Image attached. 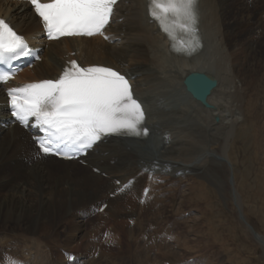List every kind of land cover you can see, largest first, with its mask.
<instances>
[{"label":"bare ground","instance_id":"1","mask_svg":"<svg viewBox=\"0 0 264 264\" xmlns=\"http://www.w3.org/2000/svg\"><path fill=\"white\" fill-rule=\"evenodd\" d=\"M226 3L225 0L197 1L198 42L201 46L196 53L190 55L171 50L168 36L147 17V0H125L121 3L117 17H122V22H118L113 31L117 32L122 40L111 44L113 46L105 45L101 50H95L90 47L89 41L74 43L84 49L78 53L80 57H85L86 62L89 60L95 64H111L122 69L126 61L130 62L133 66L131 72L135 76V94L142 99L148 111V127L153 130L150 137H153V141L162 136L166 138L155 147L148 145L149 139H126L118 136L110 137L99 145L97 151L89 156L91 162L111 175H118L122 181L131 180L137 185L134 187L135 191L117 193L112 197L110 194L113 191L108 192L109 189L115 188L111 181L109 183L105 180L106 185L102 190L99 185L100 176L92 170L88 171L86 167L71 161L67 164V169L61 171L57 167H63L64 164L57 161L49 165L45 161L49 158H39L36 150L31 147L32 141L29 139L30 148L20 136L21 133L26 135L21 128L16 127L13 131L5 132L6 134L0 131V252L4 248H12L14 251L11 256L18 258L17 260L22 259L24 264H56L55 249L59 246L56 245V240L48 241L47 237L52 239L50 231L53 233L64 226L71 232L67 234L65 230V246L62 250L83 249L82 252L87 255L93 251L92 256L101 252L100 258L93 259L92 264H102L104 258L113 253L110 247L119 242V236L122 238L121 252L127 251L131 256L129 264H159L162 259V264H192L186 262L189 257L209 264L204 259L206 254L202 249L209 250L215 244L211 241L209 245L204 242V238L196 235V229L193 227L195 224L191 225L188 221L192 217L181 220L184 217L180 215L179 208L175 207L177 203L180 205L179 191L175 190L177 185L182 183V189L186 188L184 192L189 193L184 197V202L190 204L187 207L194 212V205L197 206L200 217L204 216L206 219L210 195H202L200 188L196 193L199 183L197 180L200 181L197 177L199 172L203 171L206 161L211 159L216 162V157L220 156L224 158L226 164L223 165L226 166L228 174L231 171L234 174L229 167L234 164L225 154V144L223 153L212 149L213 142H216L214 131L225 127L227 132L224 139L228 145L227 138L236 128V123L241 121V117H248L249 113L244 109L240 110L229 98L239 92L236 89L234 94L233 83L237 79L235 74L243 71L248 77L257 79L253 70L257 56L254 47L247 43L232 42L230 34L224 31V23H227L224 19ZM251 3H254V0H251ZM251 3L248 0L247 4ZM5 5L12 7V10L16 8L14 12L11 10V13L5 14L11 15L19 29L26 30L29 23L36 26L35 20L30 19L32 15L27 7L19 9L18 3L13 5L0 2V13H4L1 11ZM251 19L257 21L260 18L252 13ZM259 27L258 33L263 32L264 25ZM54 64L57 66L58 62L55 60ZM258 65H262V62ZM126 69L128 70V67ZM192 70H201L218 78V84L208 98L215 108L202 107L184 92L183 77ZM255 80L251 81L250 85H254ZM161 85L167 89H159L163 87ZM240 85L242 83H236V86ZM172 88L174 90H171ZM175 96L180 97V100L181 96L187 97L189 102L179 103ZM248 104L247 100L246 105L249 107ZM1 109L3 107H0ZM215 115L220 117L219 122L214 121ZM11 141H14L13 145ZM163 169H168L169 172L165 173ZM151 170L165 182L156 183L150 174ZM175 171H180L183 175H176ZM134 192L141 193L144 201L140 203L133 195ZM230 192L234 198L231 185ZM151 194L156 201L159 200V205L148 207L151 203L148 196ZM89 196L99 199L98 201L105 199L109 205L103 213L96 214L98 221L93 222L86 233L84 219L87 216L79 211L83 207L87 208L91 202ZM170 198V202H166ZM199 202L201 205L196 204ZM166 203L171 208L174 219L168 226L164 221L169 218ZM236 203L240 207L239 196ZM161 209L165 210L163 214H166V218L161 222H166L167 227L160 224ZM241 212L243 213L242 210ZM243 217L251 225L246 217ZM130 220L138 224L137 230L131 227ZM173 223L177 224L178 230H173L177 234L182 231L181 228L191 227L188 229L191 238L183 233L180 234L181 239L177 234L169 235L172 233ZM153 225L156 226L153 228ZM153 229L159 231L154 233L156 236L152 234ZM219 238L220 235L218 242ZM253 238L264 248V235L261 234L259 238L254 235ZM173 241L178 245L176 243L175 246ZM48 242L54 244V248ZM222 243L225 244L223 241ZM117 252L112 255L119 256ZM7 262L6 264H9Z\"/></svg>","mask_w":264,"mask_h":264},{"label":"snow or ice","instance_id":"2","mask_svg":"<svg viewBox=\"0 0 264 264\" xmlns=\"http://www.w3.org/2000/svg\"><path fill=\"white\" fill-rule=\"evenodd\" d=\"M49 39L103 34L117 0H29ZM150 16L187 54L198 44L197 0H148ZM107 38V37H106ZM24 38L0 19V65L33 55ZM38 58V57H37ZM10 75L0 71V83ZM11 114L39 130L44 154L71 159L109 135L146 136L144 111L128 79L105 66L81 67L70 61L59 78L9 89ZM10 264L16 262L10 261Z\"/></svg>","mask_w":264,"mask_h":264},{"label":"rangeland","instance_id":"3","mask_svg":"<svg viewBox=\"0 0 264 264\" xmlns=\"http://www.w3.org/2000/svg\"><path fill=\"white\" fill-rule=\"evenodd\" d=\"M247 2L248 0H243L241 3H239V9H241V12L238 11L237 13H234L235 16H232L233 12L235 11V6L232 5L227 8V10L230 11V18H234L235 20L233 23L227 18L228 11L226 9L224 10V13H226L224 19L226 20L228 25L226 26V24L224 23V31L230 34L232 42L247 43L251 47H254V53L257 56L256 64L253 65V70L254 73H256L257 79L255 80V78L252 79V77H248L247 74L243 71L235 74L237 76V79L233 83L234 94L237 92L236 89L239 92H237L235 96L229 98L230 101H233L234 104L239 106L240 110L244 109V111L249 113V115H247L248 117H241V121L236 123L237 126L233 129L235 130L234 133L232 130V133H230L227 138L228 145H226V139H224L227 129H225V127H221L219 129L217 128L214 131L216 142H213L212 149L223 153V145L225 144V154L231 159V162L234 164V177H236L235 187L236 192H238L239 196V208L242 207L241 210L243 211V216H245L246 219L251 223V225L254 226L255 230L258 233L264 235V39H260V35L262 34V32L258 33V29L260 27H256L255 22H253L254 19H251V14L255 13L253 10L254 7L247 4ZM232 3H235V1L232 0ZM248 24L249 26L251 24V31H248L249 28L247 29L246 27ZM241 25L243 26L241 27ZM259 62H262V65H258ZM254 80V85H250V82ZM237 82L242 83V85L236 86ZM247 100L249 103V107L251 106L250 108L246 105ZM58 168L59 170L61 169L60 166H58L57 169ZM131 169L132 168H129V170ZM202 170L203 171L199 172L200 175L197 176L200 181L197 180L199 183L197 184L196 193L200 188L202 195L204 193L210 195L209 204L207 207L205 206L207 208V212L205 214L207 215V217L206 219L204 218V216L200 217L199 211L196 210L198 207L194 205V212L190 216V218H192L188 221L191 225L195 224L193 227L196 229V235L200 238H204L205 243L208 242L207 244L210 245V242L213 241V244H215L209 250L206 248L202 249V252L204 253L205 251L204 254H206L204 259L209 264H264V248H262L260 244L258 245L256 243L253 238L254 235L250 233L251 231L249 227H247V225L245 224L246 220H241L240 218L239 208L233 205V199L231 195L232 193L230 192V186L228 185V179L226 178V173L228 174L226 166L222 164L220 165L215 161L213 162L210 159L206 161ZM100 179L101 180L99 182V185L103 190L106 185V181H108L109 183L110 181L107 179H102L101 177ZM182 185V183L178 184L177 189L175 190V192L179 191L178 201H180V205L177 203L175 207L179 208V211L181 213L180 215L184 217L181 218V220L189 216L187 215L188 212L191 213L190 208L187 207V205L190 204L184 202V197L186 195H189V193L188 191L184 192L186 188L182 189ZM136 186L137 185L134 184L135 188ZM89 199H91V202L99 200L92 196H89ZM170 200L171 198L166 202H170ZM201 201H203V198L201 199ZM200 203L201 202L196 204L201 205ZM166 207L168 211L167 216L169 217V221L167 219L164 220L161 217V214L165 212V210L161 209V211L159 212L161 226L162 219L167 222V226L174 220L172 218L173 212L171 211V208H169L167 203ZM82 209L86 210V207H83ZM184 211L187 212L185 214L187 216H184ZM97 221L98 219L96 217L95 222ZM180 223L182 225L184 224L183 222ZM138 227L139 226L137 224V226L134 228L137 230ZM89 229L90 227H87L84 229V231L87 233V230L89 231ZM181 229L182 231L180 230V232L177 234L175 232L178 230V228L176 229V231H173L175 229L172 228V233H170L169 235L177 234V236L180 237L179 239H181L180 234L182 233L186 234V236H190V231L188 229H191V227L187 229L183 227ZM183 229H185V231H183ZM61 230H66V228L64 226H61L53 233H51L50 231L52 239L47 237L48 241L56 240V245L59 246L55 249L56 255L54 263L56 264H66L64 262L65 260H62L63 254L60 253L62 248L65 246L63 244L65 242L63 238H65L66 236H60ZM66 232L67 234H70L71 230L70 232L66 230ZM156 232L159 231H156V229L152 230V234ZM217 232H219L218 235ZM219 235L220 238L218 242ZM222 241L225 242L224 245ZM176 243L177 242L173 241L174 245ZM105 244H107V241ZM49 245L54 248V244L49 243ZM5 249L6 248L2 249V251ZM59 249L60 252L58 254ZM67 250L70 251V249ZM2 251L0 252V258L5 257L3 256ZM112 252L113 254L116 253L114 251ZM117 253L121 255L119 252ZM125 253L126 260L124 264H129L131 261V256L128 255L129 253L127 251ZM83 254L84 256L88 257L93 254V251L90 253V255H87L86 253ZM117 258H115L114 260H118L117 262L122 263V261H119L120 258ZM109 261H111V259H108V262ZM113 262L114 261L109 262L108 264H112ZM3 263L6 264L5 260Z\"/></svg>","mask_w":264,"mask_h":264},{"label":"water","instance_id":"4","mask_svg":"<svg viewBox=\"0 0 264 264\" xmlns=\"http://www.w3.org/2000/svg\"><path fill=\"white\" fill-rule=\"evenodd\" d=\"M217 119V118H216Z\"/></svg>","mask_w":264,"mask_h":264}]
</instances>
